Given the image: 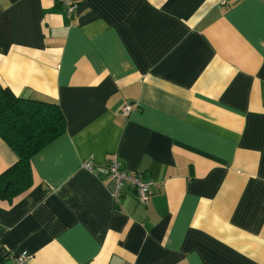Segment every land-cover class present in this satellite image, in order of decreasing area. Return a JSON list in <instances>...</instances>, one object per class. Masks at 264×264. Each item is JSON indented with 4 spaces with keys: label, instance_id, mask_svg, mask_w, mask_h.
Instances as JSON below:
<instances>
[{
    "label": "crops",
    "instance_id": "obj_1",
    "mask_svg": "<svg viewBox=\"0 0 264 264\" xmlns=\"http://www.w3.org/2000/svg\"><path fill=\"white\" fill-rule=\"evenodd\" d=\"M0 83L67 121L0 199V264H264V0H0Z\"/></svg>",
    "mask_w": 264,
    "mask_h": 264
},
{
    "label": "trees",
    "instance_id": "obj_2",
    "mask_svg": "<svg viewBox=\"0 0 264 264\" xmlns=\"http://www.w3.org/2000/svg\"><path fill=\"white\" fill-rule=\"evenodd\" d=\"M57 101L15 94L0 83V138L16 159L0 172V199H11L33 180L31 157L66 129Z\"/></svg>",
    "mask_w": 264,
    "mask_h": 264
},
{
    "label": "built area",
    "instance_id": "obj_3",
    "mask_svg": "<svg viewBox=\"0 0 264 264\" xmlns=\"http://www.w3.org/2000/svg\"><path fill=\"white\" fill-rule=\"evenodd\" d=\"M59 4L64 12L71 16L79 7L80 0H55ZM138 107V102H126L121 107L123 114H128L131 110ZM84 166L92 168L91 162H85ZM105 168L109 179L112 182L111 192L115 201L119 199L121 194V187L124 185L130 186L135 191L136 198L141 202H147L152 186L158 185V182L154 179H145L138 172L134 170H128L122 167L116 157H110L105 163ZM30 254L26 251H22L17 255L9 254L10 259L14 264H24L29 258ZM123 264H134L126 262Z\"/></svg>",
    "mask_w": 264,
    "mask_h": 264
},
{
    "label": "water",
    "instance_id": "obj_4",
    "mask_svg": "<svg viewBox=\"0 0 264 264\" xmlns=\"http://www.w3.org/2000/svg\"><path fill=\"white\" fill-rule=\"evenodd\" d=\"M5 264H14L12 259H9Z\"/></svg>",
    "mask_w": 264,
    "mask_h": 264
}]
</instances>
